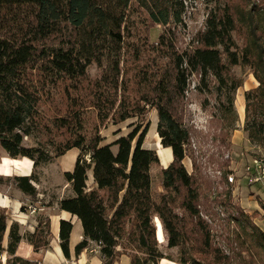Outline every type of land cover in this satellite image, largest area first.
Listing matches in <instances>:
<instances>
[{"label": "trees", "instance_id": "obj_1", "mask_svg": "<svg viewBox=\"0 0 264 264\" xmlns=\"http://www.w3.org/2000/svg\"><path fill=\"white\" fill-rule=\"evenodd\" d=\"M192 1L0 0V147L10 157L31 159L35 169L29 176L8 180L34 198L37 191L31 182L38 179L37 169L71 148L79 150L73 170L64 173L72 194L58 202L82 225L83 239L75 246V255L94 242L102 256L100 264H112L121 254L129 257V264L173 260L159 249L153 220L157 217L166 247L179 248L174 260L178 264L228 262L213 241L209 214L201 208L196 164L188 173L182 162L190 132L180 112L194 76L197 94H215L217 111L212 117L233 131L234 95L242 79L231 68L248 67L257 86L244 92L242 129L251 145L264 148V0H203L207 8L203 29L191 46L179 49L176 28ZM138 23L148 30L153 25L165 30L149 43L142 31L137 35L132 31ZM91 65L99 70L93 79L87 75ZM66 82L65 91L79 94L69 97L70 109L53 122L65 128L68 137L59 143L25 146L24 138L41 126L40 102ZM151 107L157 111L160 144L172 153V161L161 169L163 191L156 198L150 167L159 159L154 150L142 147L147 125L139 121L105 145L97 130L88 139L81 133L85 108L95 111L101 126L109 120L142 118ZM89 171L92 186L87 185ZM251 228L253 242L264 251V231ZM71 229L70 221L60 220L59 245L65 258L70 257ZM5 230L6 216L0 213V264H37L15 255L21 240L37 252L49 247L48 217H38L35 230L23 235L13 223L4 247Z\"/></svg>", "mask_w": 264, "mask_h": 264}, {"label": "rangeland", "instance_id": "obj_2", "mask_svg": "<svg viewBox=\"0 0 264 264\" xmlns=\"http://www.w3.org/2000/svg\"><path fill=\"white\" fill-rule=\"evenodd\" d=\"M207 8L203 0L187 2L186 11L183 15V24L176 28L177 47L179 49L188 48L193 44L195 35L203 29ZM7 20V19H5ZM7 22V21H5ZM165 27L153 25L148 30L139 23L132 30L136 35L142 31L149 43H155L159 35L164 32ZM241 43V39H238ZM88 78L93 79L99 74L95 65L87 69ZM231 72L242 79V87L251 74L248 67L233 66ZM197 82L196 77L190 80L186 100L180 116L183 124L190 132V143L185 164L189 173H192L193 163L196 164L198 172L200 204L203 212H208L206 220L210 224L213 234V241L228 256L226 264H264V251L253 242L252 225L259 227V221L262 216L258 211H252L242 202L239 190L236 189L238 178L241 174L232 168L235 166L243 167L248 164L249 158L239 155V151L231 146V138L234 130L237 129V121L233 131L227 130L223 122L218 118H213L212 114L216 112V99L214 93L197 94L194 86ZM67 83H62L51 89L44 96L39 104L41 116V126L30 137H25L23 143L25 146H36L37 143H59L68 137L65 128H57L54 124V117L63 115L66 109H70L68 103L71 102L70 96L78 95V91H65ZM237 91V90H236ZM68 93V94H67ZM236 94V92H235ZM235 97V95H234ZM139 121L142 125H147V132L144 137L143 147L158 152V135L156 133L157 111L155 108H148L142 118L131 117L119 123L106 121L98 126L96 113L92 108H85L82 111L83 129L82 134L86 139L91 137L97 130L100 136H104L105 141L113 139L117 133H128ZM115 150V147H113ZM245 154V153H244ZM159 157V156H158ZM161 165L160 162L150 167L151 186L153 196L156 198L161 188ZM234 174V182L229 183L226 179L227 174ZM246 187L245 183H242ZM176 212L181 210L176 208ZM1 213V212H0ZM156 237L158 239L159 249L164 255L173 260L178 258L179 248H167V240L162 234V226L159 219L155 220ZM189 226V225H188ZM195 257H201L196 252H191ZM203 257V256H202ZM6 254L2 253L1 260L4 262Z\"/></svg>", "mask_w": 264, "mask_h": 264}, {"label": "crops", "instance_id": "obj_3", "mask_svg": "<svg viewBox=\"0 0 264 264\" xmlns=\"http://www.w3.org/2000/svg\"><path fill=\"white\" fill-rule=\"evenodd\" d=\"M256 86V80L253 75H250L244 87L240 86L237 89L234 97V109L237 115L238 128L234 130V134L231 138V146L235 150L243 148L238 154L246 156L245 160L249 158V161L251 158L264 152V148L253 146L248 142L246 134L242 129L245 116L244 92ZM114 132H116L117 135L109 141H105L104 136H101L103 138L101 145L109 144L118 137L127 134H120L118 129H115ZM156 150L158 152V159L161 167H167L172 161L171 149L169 147H162L159 137ZM78 154L79 150L77 148H71L63 155L55 157L50 162L40 166L37 169V181L31 182L37 194L34 198H31L16 188L8 179L14 176L31 175L35 170L33 161L27 157H10L0 147V212L4 213L6 216V230L3 236V246L5 247L7 244L8 231L13 223L19 226L20 234L23 235L24 233H32L35 230L38 217L45 216L49 219V247L46 250L37 252L33 250L31 244L25 240H21L15 251L16 256L34 261L37 264H100L102 262L99 246L94 242H89V245L78 255L74 254L75 246L83 239L82 225L75 215L61 210L58 206L59 200L72 194L70 183L65 180L64 173L73 170ZM185 159L186 156L182 162L185 168H187ZM245 165L243 167H239V165L234 167L232 164V168L241 174V177L238 178L236 189L239 190L242 202L248 209L258 211L264 216V185L260 182L253 183L249 181L248 175L244 170ZM187 172L189 173L188 170ZM242 183H245L246 187H243ZM87 185L92 186V174L90 171L88 173ZM160 191H162V189ZM28 206L35 210L33 212L30 211ZM157 219V217H154V223ZM60 220H67L72 224L69 235V258L64 257L59 245ZM259 222V227L264 231V217H262V220ZM162 234L164 240L163 231ZM129 263V257L125 254H121L112 264ZM158 264L178 263L174 260L162 258L159 260Z\"/></svg>", "mask_w": 264, "mask_h": 264}, {"label": "built area", "instance_id": "obj_4", "mask_svg": "<svg viewBox=\"0 0 264 264\" xmlns=\"http://www.w3.org/2000/svg\"><path fill=\"white\" fill-rule=\"evenodd\" d=\"M244 170L247 173L250 182H260L264 185V152L251 158L250 162L245 165ZM226 179L229 183L234 182V174H227ZM28 208H30V211L32 212L35 210L29 206Z\"/></svg>", "mask_w": 264, "mask_h": 264}]
</instances>
